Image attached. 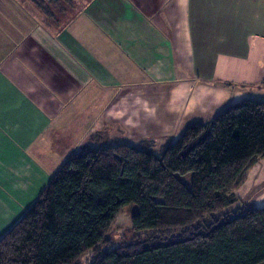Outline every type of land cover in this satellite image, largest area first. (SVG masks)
I'll list each match as a JSON object with an SVG mask.
<instances>
[{
    "label": "crops",
    "instance_id": "obj_1",
    "mask_svg": "<svg viewBox=\"0 0 264 264\" xmlns=\"http://www.w3.org/2000/svg\"><path fill=\"white\" fill-rule=\"evenodd\" d=\"M69 1L0 0V238L70 153L161 151L264 89V0ZM235 195L264 207V159Z\"/></svg>",
    "mask_w": 264,
    "mask_h": 264
},
{
    "label": "trees",
    "instance_id": "obj_2",
    "mask_svg": "<svg viewBox=\"0 0 264 264\" xmlns=\"http://www.w3.org/2000/svg\"><path fill=\"white\" fill-rule=\"evenodd\" d=\"M32 1L50 15L62 0ZM152 146L70 153L0 238V264H80L89 251L87 264H264V207L234 208L236 189L264 159V100L241 99L159 153ZM187 173L190 187L178 177ZM132 205V239L102 250Z\"/></svg>",
    "mask_w": 264,
    "mask_h": 264
},
{
    "label": "rangeland",
    "instance_id": "obj_3",
    "mask_svg": "<svg viewBox=\"0 0 264 264\" xmlns=\"http://www.w3.org/2000/svg\"><path fill=\"white\" fill-rule=\"evenodd\" d=\"M77 0H70L69 5L72 8H76ZM58 9V8H56ZM258 88V87H257ZM247 91L249 92L250 99L254 100H264V89H256L253 87H248ZM160 146L153 145L152 150L154 153H159L158 150ZM179 179L183 182V184L187 187H190L191 184V174L187 173L185 175H179ZM134 206H127L121 210L115 221L112 223L111 228L107 234V237L110 239V244L108 246L101 247L102 250L110 249L116 246H120L129 242L132 235L131 230V214L134 210ZM93 252L89 251L85 253L80 260V264H87L92 260Z\"/></svg>",
    "mask_w": 264,
    "mask_h": 264
}]
</instances>
